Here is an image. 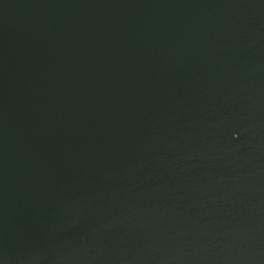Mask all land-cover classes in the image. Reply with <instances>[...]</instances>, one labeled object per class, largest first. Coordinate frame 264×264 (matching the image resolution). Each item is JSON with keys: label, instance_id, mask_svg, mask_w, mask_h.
Returning a JSON list of instances; mask_svg holds the SVG:
<instances>
[{"label": "water", "instance_id": "1", "mask_svg": "<svg viewBox=\"0 0 264 264\" xmlns=\"http://www.w3.org/2000/svg\"><path fill=\"white\" fill-rule=\"evenodd\" d=\"M0 264H264V0H0Z\"/></svg>", "mask_w": 264, "mask_h": 264}]
</instances>
